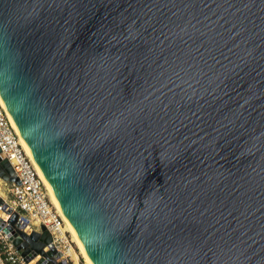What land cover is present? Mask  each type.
Here are the masks:
<instances>
[{"label": "water", "instance_id": "water-1", "mask_svg": "<svg viewBox=\"0 0 264 264\" xmlns=\"http://www.w3.org/2000/svg\"><path fill=\"white\" fill-rule=\"evenodd\" d=\"M0 99L93 264H264V0H0Z\"/></svg>", "mask_w": 264, "mask_h": 264}, {"label": "built area", "instance_id": "built-area-1", "mask_svg": "<svg viewBox=\"0 0 264 264\" xmlns=\"http://www.w3.org/2000/svg\"><path fill=\"white\" fill-rule=\"evenodd\" d=\"M0 152L12 166L19 181V183L8 182L7 189L11 196L5 202L11 211L19 214V220L25 223L22 231L25 233L32 230L40 231V226L44 225L51 235V241L43 249L50 250L53 247L60 250L66 259L72 247L65 234V221L52 202L49 189L39 173L38 166L24 147L1 101ZM39 257L40 255L37 254L34 260ZM45 262L46 260L40 264ZM0 264H29L2 230H0Z\"/></svg>", "mask_w": 264, "mask_h": 264}, {"label": "rangeland", "instance_id": "rangeland-1", "mask_svg": "<svg viewBox=\"0 0 264 264\" xmlns=\"http://www.w3.org/2000/svg\"><path fill=\"white\" fill-rule=\"evenodd\" d=\"M0 182H2L1 184H3L4 181H2L0 179ZM1 184H0V194H1L0 197L3 198L6 201V200L9 199L11 194L8 192L7 187L6 186L4 187V185H1ZM64 226H65V230H66L65 234L67 236V239L71 243V247H72V249L69 252L68 256L66 255V260H67L66 264H87L85 262L84 257L82 256L81 252L79 251V248L76 245L71 232L68 230L67 225L64 224ZM72 256H74V258Z\"/></svg>", "mask_w": 264, "mask_h": 264}, {"label": "bare ground", "instance_id": "bare-ground-1", "mask_svg": "<svg viewBox=\"0 0 264 264\" xmlns=\"http://www.w3.org/2000/svg\"><path fill=\"white\" fill-rule=\"evenodd\" d=\"M0 101H1V103H2V100H1V99H0ZM22 143H23L24 147L26 148L27 152L30 153V152L28 151V149H27L25 143L23 142V140H22ZM39 173H40L41 176H43V174H42V172L40 171V169H39ZM45 182H46V180H45ZM46 184H47V187H48V189H49V193H50V196H51V200H52V202L55 204V206L58 208V210H59V212H60V214H61L63 220L65 221V224H66L67 227H68V230L71 232V234H72V236H73V239H74L76 245H77L78 248H79V251L81 252L82 256L84 257L85 262H86L87 264H93V263L91 262V260L89 259L88 255L86 254V252H85V250H84V248H83V246H82L80 240H79L78 237L76 236L75 231H74L72 225L70 224V222L68 221V219L66 218V216L64 215V213L62 212V210H61V208H60V206H59V204H58V202H57V200H56V198H55V196H54V194H53V192H52V190H51V187L49 186V184H48L47 182H46ZM71 255H72V254H71ZM72 257L74 258V256H72Z\"/></svg>", "mask_w": 264, "mask_h": 264}, {"label": "crops", "instance_id": "crops-1", "mask_svg": "<svg viewBox=\"0 0 264 264\" xmlns=\"http://www.w3.org/2000/svg\"><path fill=\"white\" fill-rule=\"evenodd\" d=\"M2 182H0V184H1ZM1 185H4V187L6 186L7 188H8V185H9V183L7 182H3V184H1ZM8 190V189H7ZM1 195V194H0Z\"/></svg>", "mask_w": 264, "mask_h": 264}]
</instances>
